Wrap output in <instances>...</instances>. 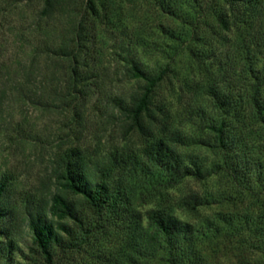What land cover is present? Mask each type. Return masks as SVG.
<instances>
[{"label": "trees", "instance_id": "trees-1", "mask_svg": "<svg viewBox=\"0 0 264 264\" xmlns=\"http://www.w3.org/2000/svg\"><path fill=\"white\" fill-rule=\"evenodd\" d=\"M39 1L34 30L44 36L46 50L66 63L58 95L73 100L80 114L92 86L88 57L95 25L104 17L120 26L117 1ZM132 1L148 4L160 20L150 40L122 42L119 73L130 87L111 93L107 103L121 126L139 136V145L129 154L112 151L96 161L79 147L62 150L51 168L54 188L46 206L27 217L32 249L44 264H53L56 249L66 252L92 231L90 215L121 210L138 176L146 189L161 191L186 179L221 177L226 189L191 191L176 201V209L192 213L224 202L230 204L227 210L193 223L174 210L152 207L146 219L154 231L145 247L157 254L156 264H201L206 242L209 256L221 244L231 258L225 264H264V0ZM59 17L63 25L39 23ZM184 54L187 63L195 60L204 70L199 81L206 80L183 124L176 122L173 87L163 86L177 77V58ZM190 147L207 149L211 159ZM9 178L0 174V222L6 219ZM11 247L0 244V264Z\"/></svg>", "mask_w": 264, "mask_h": 264}, {"label": "rangeland", "instance_id": "rangeland-1", "mask_svg": "<svg viewBox=\"0 0 264 264\" xmlns=\"http://www.w3.org/2000/svg\"><path fill=\"white\" fill-rule=\"evenodd\" d=\"M116 1L120 26L104 17L95 25L88 57L93 69L88 79L91 91L80 114H76L74 101L58 95L64 86L60 80L66 63L46 50L44 36L34 30L40 1L0 0V174L10 175L3 197L7 214L0 222V244L12 245L7 259H1L5 264H44L32 249L27 217L46 206L54 188L51 168L62 150L79 147L96 161L112 151L129 154L139 145V136L121 126L107 98L120 87H130L119 73L122 42L150 40L160 19L148 4ZM52 22L59 26L65 19L39 20L42 26ZM187 60L185 54L177 58V77L163 86L173 87L171 102L176 122L183 124L186 112L198 104L202 82L206 80L203 77L199 81L204 70L197 67L196 61ZM194 131L200 133L198 128ZM189 151L211 159L205 148L190 147ZM132 182L133 189L121 210L115 215H90L92 231L66 252L56 249L53 264H156L157 254L145 247L146 237L154 231L146 219L148 209L174 210L181 219L194 223L230 207L213 202L192 213L176 209V201L191 191L209 194L226 189L227 183L221 177L201 182L186 179L162 191L146 189L139 176ZM203 244L206 257L201 264H225L231 260L221 244L215 256L207 255L209 246L207 242Z\"/></svg>", "mask_w": 264, "mask_h": 264}]
</instances>
